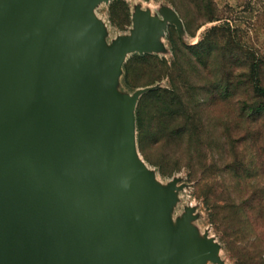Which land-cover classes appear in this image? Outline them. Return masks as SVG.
<instances>
[{
    "label": "water",
    "instance_id": "water-1",
    "mask_svg": "<svg viewBox=\"0 0 264 264\" xmlns=\"http://www.w3.org/2000/svg\"><path fill=\"white\" fill-rule=\"evenodd\" d=\"M90 4L0 0V264H147L144 245L162 253L148 203L112 198L131 175L120 146L83 147L88 119L117 131L126 109L109 86L128 42L109 55L95 42L84 63L65 47L55 6L88 20Z\"/></svg>",
    "mask_w": 264,
    "mask_h": 264
},
{
    "label": "rangeland",
    "instance_id": "rangeland-1",
    "mask_svg": "<svg viewBox=\"0 0 264 264\" xmlns=\"http://www.w3.org/2000/svg\"><path fill=\"white\" fill-rule=\"evenodd\" d=\"M171 1L182 4V13L187 18L190 29L195 32L194 36L185 31ZM211 8L221 19L202 25L200 24L204 21L206 11L203 10L202 15L201 10L183 0H91L87 10L92 20L89 27L63 10L60 9L59 12L63 23L70 22V30L79 40L84 38L90 41L93 37L95 40L102 37L106 47L119 41L128 42L111 85V92L126 103L125 121L117 131H110L103 125H98L94 119H88L86 124L89 141L83 143V147L85 151L95 153L111 144L120 146L117 162L121 168L129 169L131 175L129 180L117 182L111 195L115 203L126 206L140 199L148 203L150 221L163 250L160 253L158 248L152 249L144 245L141 257L147 264H236L235 258L225 248L221 232L212 222L213 218L204 202V186L214 184L218 191L219 204L223 207L221 214L230 219L231 216L234 218L230 205L244 195L243 183L229 165L235 158L248 160L252 156L248 142H238L242 131L230 130L231 136L237 141V149L229 144L224 135L215 153L208 155L206 164L214 162L217 171L213 174L208 171L207 180L201 187L187 177L186 143L160 149L172 153L173 160H179L176 164L178 170L165 174L154 164V156L148 155V159L140 151L135 122L139 97L149 89L166 87L169 84L166 78L147 84L160 77L162 67L152 58H141L146 54H157L170 63L174 57L165 36L167 32L177 36L181 43L190 45L196 43L209 27L227 23L230 35L241 45L237 52L243 64L235 69L236 73L246 74L250 63L254 62L259 71V82L264 86V0H213ZM174 19L178 20L176 26ZM127 23L129 24L126 26ZM161 26L165 35H161ZM69 36L70 33L67 37ZM226 37L222 38L223 54L220 57L225 71L229 67L230 56ZM155 47L160 49L159 52H154ZM129 58L132 62L125 71ZM180 61L184 64L183 59ZM246 99L241 94L227 101L244 103ZM216 112V116L227 119L226 109ZM247 181H254V178Z\"/></svg>",
    "mask_w": 264,
    "mask_h": 264
},
{
    "label": "trees",
    "instance_id": "trees-1",
    "mask_svg": "<svg viewBox=\"0 0 264 264\" xmlns=\"http://www.w3.org/2000/svg\"><path fill=\"white\" fill-rule=\"evenodd\" d=\"M183 1L192 3L201 13L206 11L200 25L221 19L211 8L213 0ZM171 3L187 34L194 36L195 32L182 13V4L178 1ZM225 36L230 55L226 71L220 61L222 38ZM166 39L174 57L170 63L157 54L141 57L152 58L162 67L160 77L147 84L163 78L169 84L149 89L139 97L135 110L139 149L148 159L154 156V164L167 174L178 170L176 164L179 160H173L172 153L160 149L186 143L187 177L202 187L207 180L206 173L217 171L214 162L206 164L208 155L215 153L224 135L229 144L237 149V141L230 130L242 131L238 142L247 141L252 156L248 160L235 158L229 165L243 183L244 195L230 205L234 218L221 214L223 207L219 204L214 184H205L204 202L212 222L221 232L226 250L235 258L236 264H264V86L259 82L258 68L251 62L246 74L236 73L235 69L243 64L237 52L241 45L230 35L227 23L209 27L196 43L190 45L181 43L177 36L169 32ZM131 62L129 58L125 71ZM241 94L247 98L246 102L227 101ZM225 103L228 104L224 106ZM221 109H226V121L216 116V111ZM252 177L254 181H247Z\"/></svg>",
    "mask_w": 264,
    "mask_h": 264
},
{
    "label": "crops",
    "instance_id": "crops-1",
    "mask_svg": "<svg viewBox=\"0 0 264 264\" xmlns=\"http://www.w3.org/2000/svg\"><path fill=\"white\" fill-rule=\"evenodd\" d=\"M88 8H87V10H88ZM60 9L63 10L67 15H69V14L61 6H55V13L58 16L59 22L61 24V33L64 36V44H65V47L68 50L73 51L74 55L82 63H84V60H85L86 56L92 55L94 53V51H95L94 43L95 42H99L101 44V47H102L103 51L107 55H109L110 48L113 46L114 43L111 44L110 46L106 47V45L104 44V39L102 37H99V39H96V40L93 37L90 41L84 40V38L82 40L77 39L76 36L74 35L75 33L71 32V30H70V26H71L70 22L64 21V23H63V19L61 18V15L59 13L60 12ZM87 10L85 11V14L88 15ZM69 16L70 17H73L71 15H69ZM73 18L79 19V22L81 24H85L87 27H89V25L92 23V20L90 19V17H89L88 20L85 19V18H82L80 16L73 17ZM173 22H174L175 26L178 24V20L177 19H174ZM69 33H70V36L67 37L69 35ZM81 35L84 36L83 34H81ZM161 35H165V30L164 29H162ZM69 44H72L74 47H70ZM81 45H85V47L82 48ZM158 47H156V48L153 49L154 52H156V53L159 52L158 50H160V49ZM114 78H115V76H114ZM113 81H114V79H113ZM112 83H111V85H112ZM111 85L109 86L110 90H111Z\"/></svg>",
    "mask_w": 264,
    "mask_h": 264
},
{
    "label": "bare ground",
    "instance_id": "bare-ground-1",
    "mask_svg": "<svg viewBox=\"0 0 264 264\" xmlns=\"http://www.w3.org/2000/svg\"><path fill=\"white\" fill-rule=\"evenodd\" d=\"M81 47H82V48H84V47H85V45H81Z\"/></svg>",
    "mask_w": 264,
    "mask_h": 264
}]
</instances>
